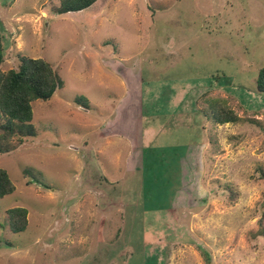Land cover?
Listing matches in <instances>:
<instances>
[{
  "label": "rangeland",
  "instance_id": "374dc122",
  "mask_svg": "<svg viewBox=\"0 0 264 264\" xmlns=\"http://www.w3.org/2000/svg\"><path fill=\"white\" fill-rule=\"evenodd\" d=\"M59 5L0 0V68L41 58L65 83L0 153V264H264V0Z\"/></svg>",
  "mask_w": 264,
  "mask_h": 264
},
{
  "label": "trees",
  "instance_id": "16d2710c",
  "mask_svg": "<svg viewBox=\"0 0 264 264\" xmlns=\"http://www.w3.org/2000/svg\"><path fill=\"white\" fill-rule=\"evenodd\" d=\"M98 0H60L56 14L80 12L92 7ZM4 35L0 28V65L5 62ZM58 70L45 59L21 57L17 69L3 71L0 68V153H8L12 142L37 135L31 124L34 112L32 103L48 101L64 87ZM257 90L264 94V66L257 78ZM213 117L217 124L236 122L239 116L220 101L212 102ZM16 191V186L8 172L0 168V200ZM8 223L14 233L24 232L29 225V211L24 207H14L7 211ZM264 222V215L261 223Z\"/></svg>",
  "mask_w": 264,
  "mask_h": 264
},
{
  "label": "crops",
  "instance_id": "0c3cea01",
  "mask_svg": "<svg viewBox=\"0 0 264 264\" xmlns=\"http://www.w3.org/2000/svg\"><path fill=\"white\" fill-rule=\"evenodd\" d=\"M98 1H99V0H98ZM98 1H97V2H98ZM95 5H96V3H95L92 7H94ZM92 7H91V8H92Z\"/></svg>",
  "mask_w": 264,
  "mask_h": 264
}]
</instances>
